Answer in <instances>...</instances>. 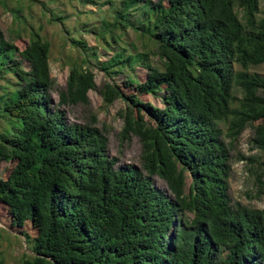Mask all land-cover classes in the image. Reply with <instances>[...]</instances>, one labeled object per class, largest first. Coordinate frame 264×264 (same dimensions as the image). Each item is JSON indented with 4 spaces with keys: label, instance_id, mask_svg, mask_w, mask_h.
<instances>
[{
    "label": "trees",
    "instance_id": "1",
    "mask_svg": "<svg viewBox=\"0 0 264 264\" xmlns=\"http://www.w3.org/2000/svg\"><path fill=\"white\" fill-rule=\"evenodd\" d=\"M52 1L0 0L17 25L11 40L0 24V221L33 244L20 264H264V208L229 192L246 129L264 153V74L249 70L264 64V0H81L97 10L78 9L79 22ZM37 3L77 51L59 105L52 43L28 20ZM100 49L104 104L125 103L121 135L139 137L141 166L121 164L103 131L61 107L89 104Z\"/></svg>",
    "mask_w": 264,
    "mask_h": 264
},
{
    "label": "rangeland",
    "instance_id": "2",
    "mask_svg": "<svg viewBox=\"0 0 264 264\" xmlns=\"http://www.w3.org/2000/svg\"><path fill=\"white\" fill-rule=\"evenodd\" d=\"M18 0H8L10 5H16ZM52 1V0H51ZM53 0V5L54 4ZM67 0H58L61 6L69 8V19L76 22L81 21L80 17H88L86 14L78 16L77 10H85V13H96L94 6L91 4L86 5L81 0L74 1V8H70L69 4H64ZM40 4L33 6V15L29 13L28 20L32 21L34 26L39 29L43 24L41 33L44 34L52 43V56L50 59L51 74L54 79V86L51 89L53 103L60 104V94L66 90L67 81L70 74L69 61L77 56V51L74 45L70 44L64 46L59 38L58 26L49 25L45 19L40 17ZM93 11V12H91ZM0 24L5 32L7 38L13 40L14 35L11 29L17 26L13 20V13L10 9L0 6ZM15 25V26H14ZM25 38L28 36L27 32L24 33ZM24 38V39H25ZM84 38L88 41L89 45H94L96 42L95 36L91 33L85 32ZM26 40V39H25ZM110 53L104 50L98 51V56L89 59V66L94 72L96 81V88L89 90V104H62L61 107L66 111V116L70 122L89 123L97 126L108 138V152L111 156L118 157L121 164H135L141 166V153L142 144L138 136L131 135L129 139H123L121 131L124 125L122 117L118 114L119 110L125 107V103L121 99H116L113 104H104V98L101 92L102 87L108 81H112L102 68L101 62L109 57ZM154 59H157L154 57ZM23 67L29 68V62L23 60ZM139 71L145 70L142 67L138 68ZM251 72L264 74V64L253 65L249 68ZM123 77L120 74L116 80H121ZM1 82V81H0ZM237 96H242L240 89L236 88ZM150 100L158 106H163L159 99L150 97ZM254 131L248 128L241 135L239 141L236 143L233 154V171L230 177V195L233 202H242L253 208H264V194L258 191L256 181V172L264 175V153L253 146L252 137ZM241 155L254 156L258 162H250L240 157ZM8 166L5 161H0V173ZM155 184L161 189H167V183L158 176L154 177ZM31 240V239H30ZM29 240V241H30ZM33 244L26 242L25 237L21 234L12 232L6 225L0 221V260L4 264H20L21 259L25 253L31 254Z\"/></svg>",
    "mask_w": 264,
    "mask_h": 264
}]
</instances>
